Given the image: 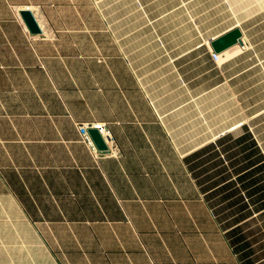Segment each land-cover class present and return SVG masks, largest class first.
Returning a JSON list of instances; mask_svg holds the SVG:
<instances>
[{
  "label": "crops",
  "instance_id": "0c3cea01",
  "mask_svg": "<svg viewBox=\"0 0 264 264\" xmlns=\"http://www.w3.org/2000/svg\"><path fill=\"white\" fill-rule=\"evenodd\" d=\"M177 8L0 0V264H244L202 177L230 130L264 165V55L241 22ZM235 27L246 46L215 62L210 41ZM94 121L118 158L81 143L76 123Z\"/></svg>",
  "mask_w": 264,
  "mask_h": 264
},
{
  "label": "rangeland",
  "instance_id": "374dc122",
  "mask_svg": "<svg viewBox=\"0 0 264 264\" xmlns=\"http://www.w3.org/2000/svg\"><path fill=\"white\" fill-rule=\"evenodd\" d=\"M95 1L102 13L110 16H151L178 7L173 13L207 16L211 25L224 29L241 22L250 44L264 55V0ZM227 52L218 55L219 62L228 57ZM241 132L224 133L222 140L217 141V154L210 150V163L205 167L207 174L202 177V184L214 216L244 264H249L250 257L256 264H264V165L250 169L249 160L260 162L261 158L259 150L251 148L248 136L238 135Z\"/></svg>",
  "mask_w": 264,
  "mask_h": 264
},
{
  "label": "built area",
  "instance_id": "2783aa9c",
  "mask_svg": "<svg viewBox=\"0 0 264 264\" xmlns=\"http://www.w3.org/2000/svg\"><path fill=\"white\" fill-rule=\"evenodd\" d=\"M211 58L217 62L219 60L218 54L211 52ZM76 128L80 135L81 143L86 147L88 152L91 154L93 159L97 162L102 158H118L120 156V151L116 140L113 137L109 125L105 122H86V123H76ZM96 130L104 144L106 145V150H99L91 138L89 131Z\"/></svg>",
  "mask_w": 264,
  "mask_h": 264
},
{
  "label": "water",
  "instance_id": "95a60500",
  "mask_svg": "<svg viewBox=\"0 0 264 264\" xmlns=\"http://www.w3.org/2000/svg\"><path fill=\"white\" fill-rule=\"evenodd\" d=\"M19 15L30 34L40 33V28L33 14L29 10H21L19 12ZM242 44V32L238 27L231 29L227 33L216 38L215 40L210 41L209 43L212 52L215 54H220L236 45L241 46ZM89 134L99 150H106V145L104 144L103 140L96 130H90Z\"/></svg>",
  "mask_w": 264,
  "mask_h": 264
},
{
  "label": "bare ground",
  "instance_id": "6f19581e",
  "mask_svg": "<svg viewBox=\"0 0 264 264\" xmlns=\"http://www.w3.org/2000/svg\"><path fill=\"white\" fill-rule=\"evenodd\" d=\"M227 51V50H226ZM223 53V52H222ZM221 54V53H220ZM217 62H219V60L217 61Z\"/></svg>",
  "mask_w": 264,
  "mask_h": 264
}]
</instances>
